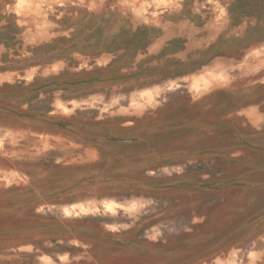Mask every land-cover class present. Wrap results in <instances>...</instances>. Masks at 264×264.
I'll list each match as a JSON object with an SVG mask.
<instances>
[{"label": "rangeland", "instance_id": "rangeland-1", "mask_svg": "<svg viewBox=\"0 0 264 264\" xmlns=\"http://www.w3.org/2000/svg\"><path fill=\"white\" fill-rule=\"evenodd\" d=\"M0 264H264V0H0Z\"/></svg>", "mask_w": 264, "mask_h": 264}, {"label": "crops", "instance_id": "crops-1", "mask_svg": "<svg viewBox=\"0 0 264 264\" xmlns=\"http://www.w3.org/2000/svg\"><path fill=\"white\" fill-rule=\"evenodd\" d=\"M8 75H9V74H1L0 77H2V78H6V77H8Z\"/></svg>", "mask_w": 264, "mask_h": 264}]
</instances>
